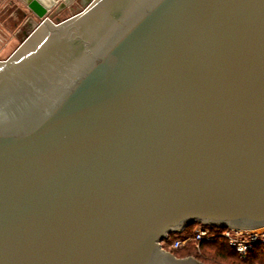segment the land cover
I'll list each match as a JSON object with an SVG mask.
<instances>
[{
	"label": "water",
	"instance_id": "95a60500",
	"mask_svg": "<svg viewBox=\"0 0 264 264\" xmlns=\"http://www.w3.org/2000/svg\"><path fill=\"white\" fill-rule=\"evenodd\" d=\"M30 8L0 61V264H206L161 242L264 227V0Z\"/></svg>",
	"mask_w": 264,
	"mask_h": 264
},
{
	"label": "built area",
	"instance_id": "2783aa9c",
	"mask_svg": "<svg viewBox=\"0 0 264 264\" xmlns=\"http://www.w3.org/2000/svg\"><path fill=\"white\" fill-rule=\"evenodd\" d=\"M44 18L40 20V23L45 22L47 18ZM2 19L5 20L4 18ZM16 35L17 33H15L9 40L17 38ZM178 233V237H175L173 240L170 239L173 235L172 234L161 242L164 250L172 252V250H180L193 246L195 250L200 251L203 243H212L219 240H225L228 245L236 251L241 260L248 259L250 252L255 246H260L262 250H264V227L242 229L214 226L197 222L193 225L190 231L187 230V228H184Z\"/></svg>",
	"mask_w": 264,
	"mask_h": 264
},
{
	"label": "trees",
	"instance_id": "16d2710c",
	"mask_svg": "<svg viewBox=\"0 0 264 264\" xmlns=\"http://www.w3.org/2000/svg\"><path fill=\"white\" fill-rule=\"evenodd\" d=\"M193 225L188 226L187 230L190 231ZM172 253L179 258L194 257L206 264H264V250L260 246L252 249L248 259L241 260L225 240L205 242L201 245L200 251L189 246L185 249L172 250Z\"/></svg>",
	"mask_w": 264,
	"mask_h": 264
},
{
	"label": "rangeland",
	"instance_id": "374dc122",
	"mask_svg": "<svg viewBox=\"0 0 264 264\" xmlns=\"http://www.w3.org/2000/svg\"><path fill=\"white\" fill-rule=\"evenodd\" d=\"M70 1L71 0H56L57 3L54 2V4L50 8H46L44 17L48 18L54 24H59L60 22H63L71 18L72 16L82 12L94 0H79L78 2L76 1L73 3ZM23 42L24 40L20 36H17V38L10 40L9 43L5 46L4 50L0 51V61L7 60L13 54V52H15V50L23 44ZM178 235L179 233H174L170 239L173 240L175 237H178Z\"/></svg>",
	"mask_w": 264,
	"mask_h": 264
},
{
	"label": "bare ground",
	"instance_id": "6f19581e",
	"mask_svg": "<svg viewBox=\"0 0 264 264\" xmlns=\"http://www.w3.org/2000/svg\"><path fill=\"white\" fill-rule=\"evenodd\" d=\"M41 3H43V0H41ZM36 22L35 16L18 0H13L12 5L5 0H0V30L7 26L5 24L15 25L18 28L16 36H20V34H25V26L29 24L34 25ZM9 41L10 40L0 41V51L4 50Z\"/></svg>",
	"mask_w": 264,
	"mask_h": 264
},
{
	"label": "crops",
	"instance_id": "0c3cea01",
	"mask_svg": "<svg viewBox=\"0 0 264 264\" xmlns=\"http://www.w3.org/2000/svg\"><path fill=\"white\" fill-rule=\"evenodd\" d=\"M13 1V0H12ZM20 3H22L24 6H26L30 11L31 13L35 16V19H36V14L33 12V10L30 8V4L32 1H35V0H18ZM37 1V0H36ZM40 3H41V0H38ZM59 1V0H57ZM78 2L79 0H71L70 2ZM54 2H56V0H43V3H41L42 5H44L46 8H50ZM57 3V2H56ZM58 5V4H57Z\"/></svg>",
	"mask_w": 264,
	"mask_h": 264
}]
</instances>
